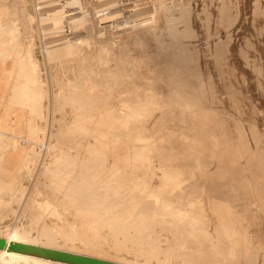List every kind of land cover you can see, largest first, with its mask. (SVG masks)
I'll return each mask as SVG.
<instances>
[{"label":"rangeland","instance_id":"obj_1","mask_svg":"<svg viewBox=\"0 0 264 264\" xmlns=\"http://www.w3.org/2000/svg\"><path fill=\"white\" fill-rule=\"evenodd\" d=\"M45 1L0 0V55L30 114L0 131V230L47 241L55 224V244L139 264H264V0ZM165 167L194 177L156 198ZM248 191L258 217L231 251L224 205L206 203Z\"/></svg>","mask_w":264,"mask_h":264},{"label":"bare ground","instance_id":"obj_2","mask_svg":"<svg viewBox=\"0 0 264 264\" xmlns=\"http://www.w3.org/2000/svg\"><path fill=\"white\" fill-rule=\"evenodd\" d=\"M58 1V0H57ZM57 1H50L46 2L49 3L50 5L53 3V6H50L53 10L55 9L54 7H56V3ZM60 1V0H59ZM58 1V2H59ZM133 1V0H132ZM44 2V1H43ZM142 2V1H141ZM10 4V3H8ZM58 4V3H57ZM43 6V5H42ZM63 4H61L59 2V7L58 8H62ZM106 7V6H105ZM109 7V6H108ZM38 8V7H37ZM57 8V9H58ZM137 8V7H136ZM46 9L47 6H46ZM25 11V10H24ZM54 12V11H53ZM52 13V12H51ZM59 13V11H58ZM74 12L69 11L68 15H72ZM50 14V13H49ZM106 14V13H105ZM136 14V13H135ZM127 15V14H126ZM49 16V15H48ZM53 16V15H51ZM125 16V15H124ZM47 17V16H46ZM114 17V16H113ZM29 18V17H28ZM62 18L63 19V14H59V15H55L53 16V18H49L48 20H52L54 22V19H59ZM72 19V18H71ZM77 19V18H76ZM126 19V18H125ZM11 20V19H10ZM13 20V19H12ZM31 21V20H30ZM62 21V20H60ZM60 21H55V24L59 25L61 24ZM30 23V22H29ZM40 23V22H39ZM46 23V22H45ZM70 23V27L72 30L76 29L75 28V20L73 22H69ZM119 23V22H117ZM116 24V23H115ZM26 25V24H25ZM41 25V24H39ZM47 25V24H46ZM55 26V25H54ZM16 27V26H15ZM43 27V26H42ZM59 27V26H56ZM63 27V25H62ZM88 27V26H87ZM40 29V28H39ZM88 29V28H87ZM55 31H57L56 29H53ZM52 30V31H53ZM60 30V29H59ZM53 31V32H55ZM8 32V31H7ZM50 32V31H49ZM59 32V31H58ZM3 33V32H2ZM74 33V32H73ZM13 34V33H12ZM15 34V33H14ZM55 35V34H54ZM63 35V34H62ZM77 35V34H76ZM73 36L74 38H72V42H74V40H78L80 41V38H82L84 36L80 35V33L77 36ZM5 36V35H4ZM60 36V35H58ZM54 37V36H53ZM61 37V36H60ZM72 37V36H70ZM69 37V38H70ZM59 38V37H58ZM66 38V37H65ZM71 39V38H70ZM83 39V38H82ZM63 40V39H62ZM4 41V40H3ZM77 41V43H78ZM83 41V40H82ZM61 43H64L61 41ZM60 43V44H61ZM71 43V42H70ZM75 43V42H74ZM66 44L65 46H68V43H64ZM83 47V46H82ZM75 54V53H74ZM81 54V53H80ZM165 59V58H164ZM79 68V67H78ZM82 68V67H81ZM80 70V69H79ZM152 71V70H151ZM61 72V71H60ZM73 73V71H72ZM75 78V77H73ZM77 78V77H76ZM74 81V80H72ZM31 84V82H28ZM27 85L26 89L27 91H34L32 90V85ZM71 88V87H70ZM153 89V87H151ZM158 93V92H157ZM156 95V94H155ZM154 95V96H155ZM163 96V95H162ZM161 96V97H162ZM157 97V96H156ZM37 104L40 107V103L39 101L37 102ZM165 105V104H164ZM74 107V106H73ZM76 107V106H75ZM131 109V108H130ZM164 109V108H163ZM162 109V110H163ZM75 110V109H74ZM92 120V119H91ZM82 122V121H81ZM88 123V121H87ZM69 137V136H68ZM67 137V138H68ZM75 139V138H74ZM70 141V140H69ZM69 143V142H68ZM72 145V144H71ZM72 154V153H71ZM78 155V154H76ZM59 162V161H58ZM133 171V170H132ZM55 175V174H54ZM70 179V178H69ZM78 184V183H77ZM75 184V185H77ZM193 184V183H192ZM186 185V184H185ZM191 185V184H190ZM67 186V185H66ZM73 187V186H72ZM71 187V188H72ZM76 187V186H75ZM84 187V186H83ZM93 187V186H92ZM90 188V187H89ZM95 188V187H94ZM182 188V184H174L171 181H163L162 183H158V185L154 186L152 194L156 196V198L159 196V194L162 193H168L171 190L175 189V190H179ZM184 188V187H183ZM81 189V188H80ZM79 190V189H78ZM149 190V189H148ZM187 191V189H184ZM84 191V189H83ZM86 191V190H85ZM89 193L93 192L91 190H88ZM183 191V190H181ZM71 192V191H70ZM78 192V191H77ZM76 192V193H77ZM183 193V192H182ZM79 194V193H78ZM175 194V192L173 193ZM172 194V195H173ZM179 195V193H177ZM71 195V194H70ZM74 195V194H73ZM72 195V196H73ZM80 195V194H79ZM77 195V196H79ZM91 195V194H90ZM94 195V194H93ZM92 195V196H93ZM71 196V197H72ZM76 196V194H75ZM88 196V195H86ZM255 197V196H254ZM73 198V197H72ZM81 198V197H79ZM92 198V197H90ZM83 199V197H82ZM149 199V198H148ZM151 199V198H150ZM250 200V198H248ZM90 200V199H89ZM92 201V200H91ZM144 201V200H142ZM148 201V200H147ZM251 201V200H250ZM229 202V201H228ZM92 202L88 203L91 204ZM107 203V202H106ZM111 203V202H110ZM23 204V203H22ZM113 204V203H112ZM257 204V203H256ZM230 205V203H229ZM249 205V204H248ZM251 205V204H250ZM109 206H111L109 204ZM233 206V205H232ZM112 207V206H111ZM149 207V206H148ZM219 207V206H218ZM234 207V206H233ZM109 208V207H107ZM114 208V207H113ZM235 208V207H234ZM243 208V207H241ZM254 208V207H253ZM127 209V208H126ZM148 209V208H147ZM111 210V209H110ZM123 210V209H121ZM149 210V209H148ZM146 210V211H148ZM179 210V209H177ZM202 211H204V209H201ZM119 211V210H118ZM128 211V210H127ZM180 212V211H178ZM221 212V211H220ZM227 212V211H226ZM117 213H115L114 215H116ZM179 214V213H178ZM125 215V214H124ZM222 215V214H221ZM242 216V215H241ZM32 217V216H31ZM109 217V216H108ZM112 217V216H111ZM220 218V217H219ZM107 219V218H106ZM109 219V218H108ZM116 219V218H115ZM124 219V218H123ZM133 219V218H132ZM111 220V219H110ZM122 220V219H120ZM141 220V219H140ZM187 220V219H186ZM229 220V219H228ZM99 221V220H98ZM124 221V220H123ZM138 221V220H137ZM155 221V220H154ZM100 222V221H99ZM115 222V221H114ZM140 222V221H139ZM224 222V221H223ZM250 223V222H249ZM44 224V222L42 223V225ZM119 224V223H118ZM124 224V223H123ZM161 224V223H160ZM252 224V223H251ZM41 225V223H40ZM40 225H38L40 227ZM41 225V229H39V233H37L38 236H43V237H47V241H42L41 238L39 237H32L31 232L27 229V228H13V227H4L0 230V263L2 262H9L11 264H139V262H131V261H123L121 259L117 260L118 258H115L113 260H111V258H107V257H103L101 256L99 253L94 252V250L92 252H90L91 250H89L88 253V249H86L87 252L79 251V250H74V249H68L65 246H61L58 244H55V242H52L56 231L58 230L57 225ZM121 225V224H120ZM125 225V224H124ZM218 225V224H217ZM222 225V224H221ZM14 226V225H13ZM59 226V225H58ZM123 226V225H122ZM126 226V225H125ZM128 227V226H127ZM180 227V226H179ZM225 227V226H224ZM60 228V227H59ZM140 228V227H139ZM218 228V227H217ZM223 228V227H222ZM62 229V227H61ZM60 229V231H61ZM76 229V228H75ZM121 230V229H120ZM162 230V229H161ZM38 231V230H37ZM139 231V229H138ZM156 231V230H155ZM121 232V231H120ZM201 233V232H200ZM204 233V232H203ZM58 234V232L56 233V235ZM60 234V233H59ZM62 234V233H61ZM60 234V235H61ZM16 237V242H13L11 244L7 243V241L11 240L12 236ZM68 235V234H66ZM87 235V234H86ZM63 237H66L64 234L62 235ZM61 236V237H62ZM56 238V237H55ZM159 238V237H158ZM50 239V240H49ZM72 239V238H71ZM90 239V238H89ZM88 239V242H90ZM145 239V238H144ZM143 239V240H144ZM153 239V238H152ZM157 239V238H156ZM174 239V238H173ZM73 240V239H72ZM76 240V239H75ZM81 241V240H80ZM82 242V241H81ZM233 242V241H232ZM231 244V243H230ZM235 244V243H234ZM87 245V244H85ZM89 245V244H88ZM141 246V245H140ZM85 247V246H84ZM80 249V248H79ZM91 249V248H90ZM132 249V248H131ZM142 249V248H141ZM234 249V248H233ZM136 250V249H135ZM138 250V249H137ZM99 252V251H98ZM157 256V255H156ZM156 258V257H155ZM148 259H150L148 257ZM135 261V260H134ZM157 261V260H156ZM144 262V261H143ZM142 264V263H140ZM144 264H149V263H144ZM163 264V263H162Z\"/></svg>","mask_w":264,"mask_h":264},{"label":"crops","instance_id":"obj_3","mask_svg":"<svg viewBox=\"0 0 264 264\" xmlns=\"http://www.w3.org/2000/svg\"><path fill=\"white\" fill-rule=\"evenodd\" d=\"M16 66V63L14 64V60L11 57L6 58L0 55V131L2 132L18 133L22 131L27 126L28 117L30 116L26 109L24 110L21 105L17 104L19 101L17 97V90L20 88L19 85H21L23 81H16ZM147 139L148 138L145 137L139 138V140L148 141ZM141 146L140 151H138L135 155V159L142 163L149 164L150 159L147 155L149 142H146ZM215 147H217V144L214 145V150L217 149ZM193 177L194 175H180V173L176 172L175 169L165 167L162 169V175H160L159 183H162L163 181H171L174 184H183L184 181ZM211 196H215L214 193L211 194ZM229 197L228 199H223L222 195L217 194L216 198H214L217 200L214 205L212 204L213 202H207L206 204L207 206L209 204L213 207L216 205H224L223 207L219 206L214 207L213 209L216 210L217 218L220 222L217 227H223L222 230L224 231V236H226V240L228 242L227 246H229L231 251H234L233 248L237 242L234 237L238 233L234 229V226L237 222H244L245 220V224L247 226L253 223V220L258 217L257 211H255L256 208L253 207L258 205L256 202L258 203L259 198L255 193L249 191L242 193L238 192L237 195H230ZM248 198H250L251 201ZM246 228L244 232L249 239L256 236L260 237L255 230H246ZM226 240L223 244H226Z\"/></svg>","mask_w":264,"mask_h":264},{"label":"built area","instance_id":"obj_4","mask_svg":"<svg viewBox=\"0 0 264 264\" xmlns=\"http://www.w3.org/2000/svg\"><path fill=\"white\" fill-rule=\"evenodd\" d=\"M68 12H69V11H68ZM68 12H67L66 15H68ZM68 16H70V15H68ZM68 18H69V17H68ZM65 29H66V32L69 33V34H71V33L74 32V30H72L71 27H70V23H67V24L65 25Z\"/></svg>","mask_w":264,"mask_h":264},{"label":"snow or ice","instance_id":"obj_5","mask_svg":"<svg viewBox=\"0 0 264 264\" xmlns=\"http://www.w3.org/2000/svg\"><path fill=\"white\" fill-rule=\"evenodd\" d=\"M13 242H16V237L13 235L11 240L7 241V243L11 244Z\"/></svg>","mask_w":264,"mask_h":264}]
</instances>
